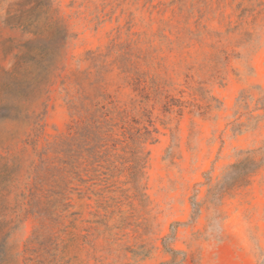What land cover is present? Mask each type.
Listing matches in <instances>:
<instances>
[{"label": "rangeland", "instance_id": "1", "mask_svg": "<svg viewBox=\"0 0 264 264\" xmlns=\"http://www.w3.org/2000/svg\"><path fill=\"white\" fill-rule=\"evenodd\" d=\"M263 95L264 0H0V264H264ZM74 125L103 167L35 180Z\"/></svg>", "mask_w": 264, "mask_h": 264}, {"label": "trees", "instance_id": "2", "mask_svg": "<svg viewBox=\"0 0 264 264\" xmlns=\"http://www.w3.org/2000/svg\"><path fill=\"white\" fill-rule=\"evenodd\" d=\"M98 96L103 97V99L105 100V97L102 93L96 92L94 96H91L90 94L89 97L80 100V104H77V102L75 101L74 108L75 110L78 111V106H79L81 108L80 109L81 111L89 115V117L87 118L86 127L87 126L90 127V123L92 122V117H93L92 114H94L93 112H101V115L99 116V120H98L99 133L100 135L102 134L104 136L101 139H106L108 130L105 129L106 127H104L103 123L113 122L114 118H112L111 115L113 114V111L116 108L112 106L109 109L107 106L109 104L113 105L112 101H109V102L107 101L108 103L102 104L105 101L97 100V98L95 97H98ZM258 101L260 104V107H258V109L263 110L264 112V95ZM108 116H111V117L107 119ZM127 118H128V115L127 114L125 115L124 111H122L121 118H120L122 135L127 136V134L129 133L130 136L128 137V139H131V141L134 143L136 139L133 138L134 133L131 130V128L128 126L129 121L127 120ZM117 125L118 123L112 124L113 128ZM77 128L78 126L74 125V127H72V132H74L72 137H70L69 139L67 138L60 145L59 152L63 154V157L60 158L59 161H57L56 166L50 163L49 161L45 160L43 158L44 153L40 152L42 159L40 160V164L34 167L35 173H36L35 180L42 179L43 174L46 176L52 177L54 175L53 172L57 169L63 175V181H65L66 184L70 182L69 181L70 177L71 179H76V180H79L80 182H86V179L82 177L83 174L87 176L89 171L94 169V166L96 163H98L96 165H99V167H103L102 163H100L101 160H97V158H101V156L95 157L97 154L95 155V153H93V151L90 150V148L88 149L87 147H85L84 149V147L82 146L83 143L79 141V138L85 137L86 139H88V136L79 134V132L77 131ZM113 128L109 131L110 132L109 137H111L112 136L111 133L113 134L114 132ZM106 146H107V143H104L103 145H101L102 147L101 149H104L103 147H106ZM131 157L132 159L130 158L131 159L130 161L133 162L132 168L134 169V171H136L134 172V175H135L138 173L139 168L141 167L140 161L142 157L140 155V152H138L137 154L133 153ZM231 167L232 169L239 168V172L237 175L229 177L231 181V185L234 186V185H239L243 181H245L247 179V175L253 172L255 169H257L259 165L256 162V160L252 158H245L239 161L238 163L232 164Z\"/></svg>", "mask_w": 264, "mask_h": 264}]
</instances>
